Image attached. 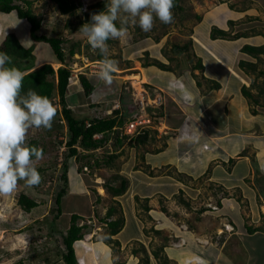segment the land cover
I'll list each match as a JSON object with an SVG mask.
<instances>
[{
    "label": "rangeland",
    "instance_id": "1",
    "mask_svg": "<svg viewBox=\"0 0 264 264\" xmlns=\"http://www.w3.org/2000/svg\"><path fill=\"white\" fill-rule=\"evenodd\" d=\"M73 1L79 4L75 12L62 13L53 0H30L32 10L42 20L39 33L64 37L66 41L63 46L67 53L71 46H75V53L72 56L67 55V62L71 64L74 81L80 84V93L82 96H87L90 101L79 76L85 74L94 78L104 60L99 59V50L90 46L79 29L84 23L89 22L85 20V13L89 11L91 5L107 0ZM19 2L27 6L25 1L19 0ZM172 11L174 18L171 23L164 24L159 19H154L153 28L146 32L138 24L130 21L125 26L126 35L122 40L107 42L108 51L103 56L115 62L116 71L113 75L122 78L121 81L116 77L113 78L114 82L110 85L113 89L111 97L116 95V99L111 101L102 98L94 104H86V107L91 108L87 117L84 116V112H75V116L86 119L95 116L122 118L123 124L118 126L115 132L107 133V141L98 150L86 153L80 160L75 156H69L67 141L70 132L60 121L58 112L51 129L29 130L28 143L34 141L37 147L43 150V159L37 162L42 179L39 185L31 188L20 181L13 193L0 196V264H65L62 259L64 249L62 235L69 227L70 217L74 212L82 216L78 220L79 223L88 224L84 237L87 236L90 241L98 240L107 244L109 252L112 256L115 255L114 261H120L122 258L119 256V250L127 256L144 247L131 242L122 251L115 241H110L113 235H110V229L102 218L106 216L111 206L115 210L112 218H117L124 217L123 210L127 204L131 206L136 204L138 216L144 218V223L147 224L145 226H149L148 230L161 238L166 237L161 230L160 233L156 232L160 220L154 217L149 220V215L142 207L144 196L141 197L140 191H144L146 186L142 177L146 179L148 174L153 177L149 182L151 185L165 183L167 187L166 190L162 189V192L155 195L148 189L150 192L147 193L157 200L155 205L151 206L158 211L161 210L162 214H166L170 220L178 223L180 229H196L200 233L206 231L211 242H219L228 232L225 231V227H222L224 230L216 228L217 224L211 221V216L207 214L227 213L233 219L237 230L241 231L240 241L247 250V257L242 264H264V236L261 233H246L245 220L239 205L236 203L235 210H230L226 202L223 209L216 211L223 197L238 199V191L211 181L207 173L199 178H191L180 172L176 165L179 164L180 167L184 161L176 162V165L162 164L161 167L153 163L151 156L160 147L165 146L167 138H178L179 132L166 131L170 126L165 122L164 113H169L170 108L174 109L169 99L172 94L167 93L165 96L166 91L153 85L150 79H148L150 82L147 81L146 74L142 75L143 70L137 68L139 64L157 59L165 63L169 69H174L176 73L187 71L185 69L198 71L192 68L200 50L196 43L197 40L210 42V30L213 25L227 30L229 38L246 32L248 35L245 41L255 45L264 44V0H179ZM0 31L3 35L13 32L24 46L33 47V55L27 60L28 62L41 61V64L49 62L54 68L58 67L59 62H56L52 47L43 41H33L30 37L29 22L19 18L15 11L0 12ZM210 44L216 46L218 42L214 41ZM238 57L240 58V55ZM241 58L253 62L256 66V69L245 66L246 74L243 72L240 74L244 79L243 83L247 81L246 84H250L255 92L264 97V74L260 73L264 70V54L258 58L241 55ZM131 66L135 68L129 69ZM235 66L239 71L238 62ZM200 79L205 84L204 87L208 88L207 81ZM259 86H262L260 90ZM104 87L106 86L100 82L94 90L93 99L100 97L99 95L105 90ZM206 91L207 89L204 90ZM146 94H150L152 99L161 96L160 103L143 104L141 100L146 99ZM117 136L122 139L120 143L117 141ZM142 137L143 142L138 141L137 138ZM194 154L198 160L202 159L201 155L196 152ZM111 156H113L112 161L106 164V160ZM166 157L174 159L171 152H168ZM96 159L101 162L100 165L95 164ZM86 165H88L87 170L84 168ZM64 170L68 173L69 181L59 214L55 198L57 192L65 186L61 178ZM261 172L264 175V164ZM227 177L230 182H234L240 176L237 173ZM124 178L126 190L120 195H114L109 186H119ZM262 180L263 178L257 174L256 181L259 183ZM22 192L35 198L38 205L31 210H24L18 203V197ZM127 217L131 218L130 211ZM257 217L254 214L249 216L253 225L257 223ZM260 217L262 223L259 229L264 230V215ZM212 219L215 220L213 217ZM148 222L151 225H148ZM198 223L200 228L197 226ZM133 226L134 221L129 225V233L132 232ZM189 242V246L183 248V252H175L181 261L180 264H214L215 260L218 264H239L243 259V256H240L241 258L229 260L226 252L231 251L234 246L232 238L227 240L218 258L213 255V252L218 254V248L214 249L211 246L203 248L201 243L198 244L193 240ZM77 251L80 255L79 246ZM196 251L200 253L198 261L193 258L196 256ZM139 256L140 261L144 260V253L139 252ZM108 261L107 255L101 257V264H108ZM175 264L178 263L175 261Z\"/></svg>",
    "mask_w": 264,
    "mask_h": 264
},
{
    "label": "crops",
    "instance_id": "2",
    "mask_svg": "<svg viewBox=\"0 0 264 264\" xmlns=\"http://www.w3.org/2000/svg\"><path fill=\"white\" fill-rule=\"evenodd\" d=\"M225 31L227 32V30ZM211 32L212 28L209 36L210 42L217 41L216 46L211 45L210 42L204 43L197 40L196 45L200 47V50L197 53V61L192 68L198 71L185 69L187 71L176 73L174 69H164L150 62H145L146 65L139 64L137 66L138 69L143 70L142 75L146 74L147 81L150 79L153 85L166 91L165 96L167 93L172 94L169 99L172 101L171 104L174 109L170 108L169 113H164L166 115L165 122L170 126L169 130L166 131L173 133V130H175L179 132L177 133L178 138H167L165 146L160 147L151 158L154 164L160 165L158 167L169 163L176 165V162L184 161L183 165L181 164L179 167V164H177L176 167L180 172L191 178H199L207 173L211 177V179L209 177L211 181L225 185L226 188H234L233 190L239 192L237 194L238 199L233 200L232 197H223L217 205L218 207L216 206V211L223 209L226 202H228L227 207L230 210H235V204L237 203L245 220L244 230H246V233H261L264 236V230L259 229V225L262 223L259 218L264 215V175L261 172V167L264 164V103L262 102L264 97L255 92L254 87L251 88L250 84H246L247 81L243 83L244 79L240 75L242 72L246 74L244 68L247 65L252 69H256L253 62L241 58V55L258 58L264 54V50L259 55L248 53L242 50L243 46L264 47V44L248 43L245 41L248 35L246 32L234 35L231 38L228 37V32L224 37L213 38ZM5 35L0 31V43ZM236 62L240 67L239 71L235 66ZM41 63L39 61L35 64L39 66ZM197 64H201L202 67L199 68ZM133 68L135 67H129V69ZM260 73L264 74V70ZM113 76L119 81L122 79L119 75ZM95 78L96 76L90 78L94 85L92 93L88 95L90 101H88L87 96H82L80 93L78 81L68 86L66 103L74 115L75 112H84V116L88 115L91 108L86 107V104H94L99 99L107 98L111 101L116 99V95L113 98L111 97L113 89L110 86L104 87L105 90L99 95L100 97L93 99L94 90L100 84V81ZM200 78L207 81L208 88L204 87L205 84L202 83ZM203 87L207 89L206 92H204ZM260 88L262 86H259L258 89L260 90ZM168 152L172 153L174 159L166 157ZM194 152L201 155L202 159L198 160L197 156L195 158ZM237 173L240 176L238 180L230 182L227 176ZM257 174L263 178L259 183L256 181ZM152 178L151 174H148L146 179L142 177V181L146 183L144 191H140L141 197L144 196L142 197V207L149 215V220L151 217L160 220L156 232L159 231L158 233H160L161 230L166 237L161 238L159 235L151 233L148 230L149 226H145L147 224L144 223V218L138 216L136 204H132V206L127 204L123 210V227L117 234L113 235V238L119 241L118 246L122 251L131 242L142 245L144 249L135 250L127 256L119 250V256H122V258L120 261H114L113 257L115 255L112 256L109 252L110 249L107 244L100 243L98 240L90 241L86 236L74 243L79 264H101V257L105 255L109 260L108 264H163V261L166 264L169 262L175 264V261L180 264L181 261L175 252H183V248L189 246L190 240L198 244L201 243L204 246L203 248L209 246L214 249L218 248L217 255L213 252L215 258H218L229 238L234 239L232 250L226 252L229 260L243 256L239 264L245 261L247 250L240 241L241 231L237 230L233 219L227 213L207 214L211 216L210 220L215 221V224H217L216 228L224 230L222 227H225V231L228 232L225 234L224 239L219 242H211L206 231L200 233L196 229L182 230L178 223L170 220L166 214H162L161 210L158 211L151 206L155 205V201H157L156 198H153V195L162 192V189H167L165 183L151 185L149 182ZM148 189L152 191L153 195L147 193L150 192ZM128 211L131 213V218L127 217ZM251 214L258 216V221L254 225L251 218H249ZM113 216L114 214L108 219H115V217L112 218ZM132 221H134V226L132 232L129 233L128 229L129 225H132ZM104 224L107 225L106 222ZM148 225H151V223L148 222ZM226 225H229L231 229L228 230ZM197 226L200 228L199 223ZM249 227L253 230H248ZM77 246H79L80 255H78ZM139 252L144 253V260L142 259V261H140ZM195 255L193 258L198 261L200 253L196 251ZM214 264H218L216 260Z\"/></svg>",
    "mask_w": 264,
    "mask_h": 264
},
{
    "label": "clouds",
    "instance_id": "3",
    "mask_svg": "<svg viewBox=\"0 0 264 264\" xmlns=\"http://www.w3.org/2000/svg\"><path fill=\"white\" fill-rule=\"evenodd\" d=\"M174 7V0H107L105 10L92 13L79 31L103 56L109 40L124 38L130 21L143 31H151L154 19L164 24L172 22ZM115 71V62L105 57L95 75L103 85L110 86ZM23 80L12 58L0 52V196L13 193L20 181L30 188L39 185L42 177L37 162L43 159V150L30 145L27 134L32 128L51 129L57 115L48 96L32 88L23 91Z\"/></svg>",
    "mask_w": 264,
    "mask_h": 264
},
{
    "label": "trees",
    "instance_id": "4",
    "mask_svg": "<svg viewBox=\"0 0 264 264\" xmlns=\"http://www.w3.org/2000/svg\"><path fill=\"white\" fill-rule=\"evenodd\" d=\"M23 1L27 3V6H23L19 0H0V12L10 13L15 11L19 18L26 19L30 25L31 39L33 41H43L48 43L54 50L56 62L62 63V65L55 69L52 63L49 62L40 64L39 66H36L33 61L28 62L27 60L33 55V47L24 46L19 41L17 35L13 32L7 33L0 43V52H6L12 58L13 65L23 73L24 92H26L29 88L35 89L40 94L48 96L52 102L53 97H59L60 103L62 105V116L65 120V125L70 132V137L67 141V145L69 147L68 154L69 156H75L76 159L80 160L82 157H84V155H86V153H90L91 151H95L97 148L101 147L107 141V133L110 131L115 132L116 128L123 124V120L118 116H95L90 119H86L79 118L74 115L71 108L67 106L66 92L68 90V79L72 74V69L70 66L71 64L67 62V55L72 56L75 53V46H71L67 53L63 46L66 41L64 37L50 36L45 33H39L42 20L32 10L30 0ZM53 1L56 2L62 13H73L79 7V4L73 0ZM178 1L179 0H174V3L176 4ZM106 3L107 1H99L91 5L89 11L85 13V20L90 21L92 13H98L105 10ZM226 33L227 32L222 28L213 26L211 36L213 38L218 36L224 37ZM242 50L254 55H259V53L264 50V47L245 45L243 46ZM99 59L104 60L105 57L99 53ZM150 63L164 69H169L165 63L160 62L157 59H154ZM143 64L146 65L145 62ZM197 65H199V68L202 67L201 64ZM79 78L85 93L87 95L91 94L94 89V85L90 78H88L85 74H80ZM97 134H101V136H95ZM117 137V141L120 143L122 139L119 136ZM137 139L140 142H143L144 140L143 137ZM29 144L37 146L34 141H30ZM112 157L113 156L106 160V164H109L112 161ZM95 164L100 165L101 162L96 159ZM66 167L67 166L65 164V168ZM61 178L65 182V186L57 192L55 198V203L57 205V211L59 214L61 213V201L67 192L66 187L68 186L67 184L69 181L66 170H64ZM109 189L112 190L114 195L122 194L126 190V179L124 178L119 186H109ZM18 203L26 211L31 210L38 205V202L35 198L25 194L24 192L20 193L18 197ZM113 208L114 207L112 206L109 207L106 212V216L102 218L110 229V235L117 234L124 224V217L122 216L115 219H108L115 213ZM81 217L82 216L79 213H72L70 217V225L65 229V233L62 235V241L64 244L62 259L65 264H79L74 243L77 240L84 238L86 234L85 229L88 228L87 223H79L78 220ZM248 230L251 231L253 229L249 227ZM110 241H115V243L119 245V241L117 239L110 238ZM164 263L165 261H163V264Z\"/></svg>",
    "mask_w": 264,
    "mask_h": 264
},
{
    "label": "built area",
    "instance_id": "5",
    "mask_svg": "<svg viewBox=\"0 0 264 264\" xmlns=\"http://www.w3.org/2000/svg\"><path fill=\"white\" fill-rule=\"evenodd\" d=\"M60 65H62V63H58L57 64V66L59 67ZM57 67V68H58ZM56 67H55V69H57ZM75 78V76L73 75V74H71L70 76H69V79H68V85H70L71 83H73V82H75L74 79ZM145 92V91H144ZM146 96V99H142L141 101H142V103L143 104H148V103H150L151 105H155V104H158V103H160V98H161V96H159V97H154L153 99L152 98H150V94H146L145 95ZM53 103H54V105H55V107L57 108V112L59 113V115H60V121L62 122V123H64L65 124V120H64V118H63V116H62V105H61V103H60V100H59V97L58 96H56V97H54L53 98ZM115 106L116 107H119V105L118 104H115ZM132 124V123H131ZM95 136H97V137H99V136H101V134H97V135H95ZM100 148V147H99ZM99 148H97V150L99 149ZM86 170L88 169L87 168V166H85L84 167ZM226 228L228 229V230H230L231 229V227H229V225H226Z\"/></svg>",
    "mask_w": 264,
    "mask_h": 264
}]
</instances>
